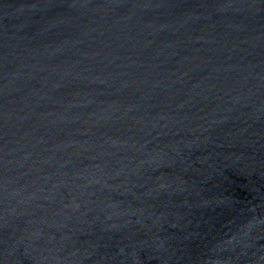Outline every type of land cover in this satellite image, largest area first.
Segmentation results:
<instances>
[{
	"label": "water",
	"instance_id": "obj_1",
	"mask_svg": "<svg viewBox=\"0 0 264 264\" xmlns=\"http://www.w3.org/2000/svg\"><path fill=\"white\" fill-rule=\"evenodd\" d=\"M0 264H264V0H0Z\"/></svg>",
	"mask_w": 264,
	"mask_h": 264
}]
</instances>
